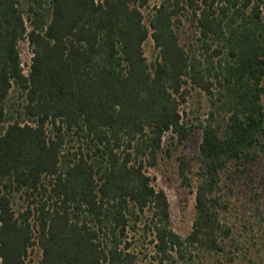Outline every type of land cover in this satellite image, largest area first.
Masks as SVG:
<instances>
[{"label": "trees", "instance_id": "obj_1", "mask_svg": "<svg viewBox=\"0 0 264 264\" xmlns=\"http://www.w3.org/2000/svg\"><path fill=\"white\" fill-rule=\"evenodd\" d=\"M149 1L0 0L1 264H34L35 245L39 264H139L140 230L162 264L190 247L223 250L232 230L223 190L240 181L264 225V0H161L146 21ZM22 40L33 52L27 73ZM189 88L210 106L197 170L180 161L196 201L184 237L148 168L167 132L190 135L180 108Z\"/></svg>", "mask_w": 264, "mask_h": 264}, {"label": "rangeland", "instance_id": "obj_2", "mask_svg": "<svg viewBox=\"0 0 264 264\" xmlns=\"http://www.w3.org/2000/svg\"><path fill=\"white\" fill-rule=\"evenodd\" d=\"M160 2L161 0H150L149 4L143 7L146 21L153 7ZM179 31L183 42H187L194 34V27L188 19H185ZM144 48L148 62L153 63L158 57L159 49L152 37L146 41ZM19 49L23 68L27 73L33 56L29 41H20ZM22 101L20 89L14 87L9 94L8 104L17 105ZM209 106L210 101L205 92L197 88H189L187 99L180 108L184 120L193 127L190 135L186 139H180L173 132H167L159 164L148 168V173L154 178L155 185L163 188L168 195L172 227L184 237L193 229L196 201L195 191L183 183L180 175V161L183 159L193 172L197 170L199 145L202 141V130L199 124L206 119ZM193 183L196 186L195 177ZM237 185L234 193L227 188L223 190L225 195L223 203L228 206L226 214L232 229L229 236L225 237L224 249L210 251L205 248L190 247L185 257L177 258V262L170 261L164 264H264V242L260 236L264 225L262 219L256 217L253 212L256 197L244 181H240ZM24 203L23 198H17L15 208L18 209ZM133 236L135 243L132 248L138 256L137 263L162 264L156 257L152 234L140 230ZM41 258L42 250L38 245L30 248L29 262L39 264Z\"/></svg>", "mask_w": 264, "mask_h": 264}]
</instances>
